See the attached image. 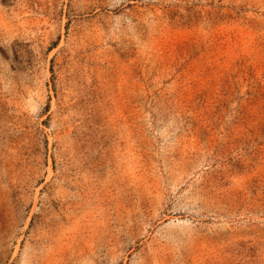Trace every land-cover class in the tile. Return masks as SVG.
I'll return each instance as SVG.
<instances>
[{"label": "rangeland", "instance_id": "374dc122", "mask_svg": "<svg viewBox=\"0 0 264 264\" xmlns=\"http://www.w3.org/2000/svg\"><path fill=\"white\" fill-rule=\"evenodd\" d=\"M0 264H264V0H0Z\"/></svg>", "mask_w": 264, "mask_h": 264}]
</instances>
